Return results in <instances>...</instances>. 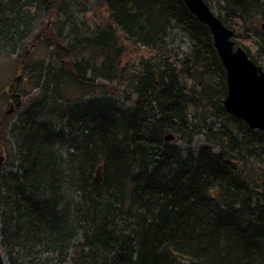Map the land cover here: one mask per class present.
Returning a JSON list of instances; mask_svg holds the SVG:
<instances>
[{"label": "trees", "instance_id": "16d2710c", "mask_svg": "<svg viewBox=\"0 0 264 264\" xmlns=\"http://www.w3.org/2000/svg\"><path fill=\"white\" fill-rule=\"evenodd\" d=\"M205 1L264 70V0ZM0 31L8 264H264V132L183 0H0Z\"/></svg>", "mask_w": 264, "mask_h": 264}, {"label": "water", "instance_id": "95a60500", "mask_svg": "<svg viewBox=\"0 0 264 264\" xmlns=\"http://www.w3.org/2000/svg\"><path fill=\"white\" fill-rule=\"evenodd\" d=\"M189 11L212 33L214 46L226 71V111L252 130L264 132V70L237 46L233 30L227 28L205 0H183ZM264 31V22L261 24ZM0 264L7 260L0 247Z\"/></svg>", "mask_w": 264, "mask_h": 264}, {"label": "rangeland", "instance_id": "374dc122", "mask_svg": "<svg viewBox=\"0 0 264 264\" xmlns=\"http://www.w3.org/2000/svg\"><path fill=\"white\" fill-rule=\"evenodd\" d=\"M214 12L217 13L216 10ZM235 42L238 43V40L234 38ZM237 46L244 47L245 42L240 41ZM32 47L29 42L28 48ZM14 59V58H13ZM20 69L14 66H11L10 61L6 58V56L0 55V121L3 122L5 119L2 115L11 113L13 115L16 111L15 107L12 110L11 104L14 103V100L11 99V96L14 95V86L16 83V79L22 74L20 73ZM17 95V94H16ZM22 104L25 103L24 99H21ZM9 115V114H8ZM0 122V130L3 128V124ZM201 144V140L195 141V148H198ZM6 158V152L4 146L0 143V164L4 163Z\"/></svg>", "mask_w": 264, "mask_h": 264}, {"label": "bare ground", "instance_id": "6f19581e", "mask_svg": "<svg viewBox=\"0 0 264 264\" xmlns=\"http://www.w3.org/2000/svg\"><path fill=\"white\" fill-rule=\"evenodd\" d=\"M19 40V38L18 37H16V39L14 40L15 42L16 41H18ZM29 44V43H28ZM24 45H26V48H27V42H25L24 43ZM6 46V42H5V37L3 36V34H2V32L0 31V50H2V49H4V47ZM29 49V48H28ZM217 51V50H216ZM217 54H218V51H217ZM0 55L1 56H6L7 57V55L4 53V52H0ZM17 55L18 54H15V55H12V58H17ZM27 56H28V54H27ZM219 56V55H218ZM220 58V57H219ZM221 60V59H220ZM20 80H21V77L19 76L17 79H16V83H15V85L16 84H18L19 82H20ZM14 88H15V86H14ZM2 136V135H1ZM175 139V137L173 136V135H167L166 136V140L167 141H172V140H174ZM1 140H2V137H1ZM181 145V144H180ZM202 145V142H201V144H200V146ZM182 146V145H181ZM200 146L198 147V148H195V143H194V148L195 149H199L200 148Z\"/></svg>", "mask_w": 264, "mask_h": 264}, {"label": "flooded vegetation", "instance_id": "af4514ba", "mask_svg": "<svg viewBox=\"0 0 264 264\" xmlns=\"http://www.w3.org/2000/svg\"><path fill=\"white\" fill-rule=\"evenodd\" d=\"M13 96H16V97H17V102L14 101V103L11 104L10 107H11L12 110L14 109V107H15V109H17V108H19V107L21 106V97H20V95H19V94H17V95L14 94ZM15 111H16V110H15ZM8 114H11V113L8 112ZM1 144H2V143H1ZM2 145H3V144H2ZM5 159H6V158H5ZM1 165H3V163L0 164V166H1Z\"/></svg>", "mask_w": 264, "mask_h": 264}]
</instances>
